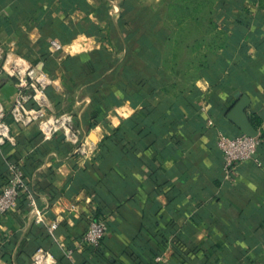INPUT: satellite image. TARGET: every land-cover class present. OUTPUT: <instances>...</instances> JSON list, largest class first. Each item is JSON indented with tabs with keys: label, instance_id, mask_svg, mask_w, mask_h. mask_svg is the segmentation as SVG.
Wrapping results in <instances>:
<instances>
[{
	"label": "crops",
	"instance_id": "0c3cea01",
	"mask_svg": "<svg viewBox=\"0 0 264 264\" xmlns=\"http://www.w3.org/2000/svg\"><path fill=\"white\" fill-rule=\"evenodd\" d=\"M163 20L160 0H0V67H40L50 112L78 131L74 144L6 118L0 190L20 170L33 205L0 215V264H35L37 250L50 264H264V11L227 1L215 22L237 44L185 94L165 92L151 43L137 54L141 34L165 42ZM18 83L0 76L7 112ZM242 96L260 142L224 171L216 142L242 135L226 119ZM91 220L107 224L100 246L76 249Z\"/></svg>",
	"mask_w": 264,
	"mask_h": 264
},
{
	"label": "built area",
	"instance_id": "2783aa9c",
	"mask_svg": "<svg viewBox=\"0 0 264 264\" xmlns=\"http://www.w3.org/2000/svg\"><path fill=\"white\" fill-rule=\"evenodd\" d=\"M54 50H61L60 45L51 43ZM6 74L10 77L17 76L19 79L18 87L20 89L16 100L9 112L5 111L0 103V147L6 142L11 141V129L7 124L6 118L10 116L14 123L28 126L36 124L44 138H50L53 134L60 132L65 140L76 144L78 141V131L72 127L71 116L67 114L56 116L50 112L49 103L45 95V89L49 86V78L41 71L40 67L25 66L15 59L8 58L3 66L0 67V76ZM30 89L31 95L22 94L21 89ZM32 100L35 108L27 109L26 103ZM259 138L241 135L231 138L219 135L216 146L222 155L224 171L230 170L234 164H243L254 156ZM23 198L29 206L33 205V194L29 189L23 174L20 170L14 169L12 176L7 184L0 190V215H4L15 209L18 199ZM51 225V229H55ZM107 231V224L104 220H91L88 223L87 230L81 240L75 245L76 249L84 248L97 249ZM71 254L67 250L66 255ZM161 262V257L154 259ZM35 264H50L48 255L43 250H37L33 255Z\"/></svg>",
	"mask_w": 264,
	"mask_h": 264
},
{
	"label": "trees",
	"instance_id": "16d2710c",
	"mask_svg": "<svg viewBox=\"0 0 264 264\" xmlns=\"http://www.w3.org/2000/svg\"><path fill=\"white\" fill-rule=\"evenodd\" d=\"M227 1L160 0L166 40L161 44L151 34H141L137 54H145L150 43L156 48L154 53L169 74V86L165 92L194 93L193 82L198 73L207 69L218 53L231 50V46L237 44L238 40L228 37L215 22L218 11ZM257 1L264 11V0ZM138 66L145 68L143 64ZM258 123L256 118L250 121L252 127Z\"/></svg>",
	"mask_w": 264,
	"mask_h": 264
},
{
	"label": "water",
	"instance_id": "95a60500",
	"mask_svg": "<svg viewBox=\"0 0 264 264\" xmlns=\"http://www.w3.org/2000/svg\"><path fill=\"white\" fill-rule=\"evenodd\" d=\"M249 106V99L242 96L240 100L231 108L226 116V119L234 125L243 135L254 138L257 132L249 123L245 111Z\"/></svg>",
	"mask_w": 264,
	"mask_h": 264
},
{
	"label": "rangeland",
	"instance_id": "374dc122",
	"mask_svg": "<svg viewBox=\"0 0 264 264\" xmlns=\"http://www.w3.org/2000/svg\"><path fill=\"white\" fill-rule=\"evenodd\" d=\"M46 90V89H45Z\"/></svg>",
	"mask_w": 264,
	"mask_h": 264
}]
</instances>
